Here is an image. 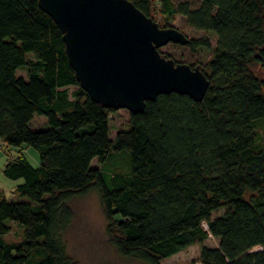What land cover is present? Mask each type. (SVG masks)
Returning <instances> with one entry per match:
<instances>
[{"label":"trees","instance_id":"obj_1","mask_svg":"<svg viewBox=\"0 0 264 264\" xmlns=\"http://www.w3.org/2000/svg\"><path fill=\"white\" fill-rule=\"evenodd\" d=\"M128 1L151 19L162 14L165 29L181 15L216 43L207 36L187 44L210 56L201 65L209 80L202 101L160 95L129 112L112 138L119 110L80 87L39 0H0V149L19 150L3 174L23 180L15 194L28 200L0 196V264H71L61 240L70 202L92 190L126 258L161 264L200 245L192 264H264V0H198L196 8ZM36 116L47 120L44 129L31 127ZM27 147L39 167L22 153ZM119 154L126 171L111 166ZM10 223L23 227L22 241L6 240Z\"/></svg>","mask_w":264,"mask_h":264},{"label":"water","instance_id":"obj_2","mask_svg":"<svg viewBox=\"0 0 264 264\" xmlns=\"http://www.w3.org/2000/svg\"><path fill=\"white\" fill-rule=\"evenodd\" d=\"M63 34L80 87L102 107L142 113L146 102L177 93L202 101L209 80L164 57L166 44L186 45L177 29H161L128 0H39Z\"/></svg>","mask_w":264,"mask_h":264},{"label":"rangeland","instance_id":"obj_3","mask_svg":"<svg viewBox=\"0 0 264 264\" xmlns=\"http://www.w3.org/2000/svg\"><path fill=\"white\" fill-rule=\"evenodd\" d=\"M176 5L189 3L192 8L200 5L198 0H172ZM152 19L161 29H165L166 21L162 14L158 11L152 12ZM169 27H173L183 33L188 39H199L209 37L213 45L216 38L212 35L205 34L192 29L186 19L181 15H176L170 22ZM163 56H167L176 63L187 65H203L209 59V55L205 52L192 53L187 44L169 43L159 49ZM24 76V73H19ZM75 87H70L74 90ZM129 111L119 110L111 117V137L117 133V129L129 121ZM47 120L44 117L36 116L32 121L31 127L35 130H41L46 127ZM259 130L264 134V121L258 124ZM18 149L10 148L0 149V196L8 202H27L28 200L15 194V189L23 183V180L7 179L3 170L8 160V155L16 157ZM22 153L27 157L30 163L39 167V154L33 148H26ZM126 155H117L111 166L119 167L122 171H126ZM93 168L99 167L97 161L92 163ZM72 210V219L66 230L62 232L61 240L64 244L71 264H149L137 258H126L119 254L115 246L111 243L107 234V220L105 212L97 191L92 190L84 196L75 197L70 202ZM222 213L213 215L218 217ZM12 230L6 236L9 242L22 241L23 227L10 223ZM217 240L209 239L205 245L208 247H217ZM200 245H195L189 249L178 253L164 261L161 264H192L199 257Z\"/></svg>","mask_w":264,"mask_h":264},{"label":"crops","instance_id":"obj_4","mask_svg":"<svg viewBox=\"0 0 264 264\" xmlns=\"http://www.w3.org/2000/svg\"><path fill=\"white\" fill-rule=\"evenodd\" d=\"M8 163V160H7V162H6V164Z\"/></svg>","mask_w":264,"mask_h":264}]
</instances>
